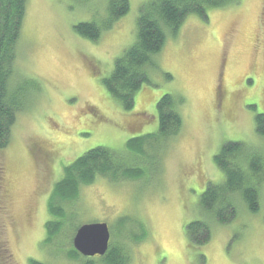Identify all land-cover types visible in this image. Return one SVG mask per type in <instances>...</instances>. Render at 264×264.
Wrapping results in <instances>:
<instances>
[{
  "label": "rangeland",
  "instance_id": "374dc122",
  "mask_svg": "<svg viewBox=\"0 0 264 264\" xmlns=\"http://www.w3.org/2000/svg\"><path fill=\"white\" fill-rule=\"evenodd\" d=\"M146 1L129 0V12L91 41L74 27L108 23V0H28L16 69L37 87L0 150V264H86L89 258L69 252L76 230L98 222L128 252L127 264H264V182L259 210L240 203L226 224L201 206L208 184L224 180L214 161L223 144L241 141L264 157V136L255 130L264 113V0L211 8L207 18L188 15L168 33L126 110L103 80L135 42ZM165 94L184 99L181 131L147 140L142 154L127 152L130 138L158 131L157 103ZM96 147L122 154L142 176L98 175L76 199L55 201L64 226L44 243L55 184ZM198 220L210 223L212 235L192 245L186 226ZM99 259L91 263L104 264Z\"/></svg>",
  "mask_w": 264,
  "mask_h": 264
},
{
  "label": "trees",
  "instance_id": "16d2710c",
  "mask_svg": "<svg viewBox=\"0 0 264 264\" xmlns=\"http://www.w3.org/2000/svg\"><path fill=\"white\" fill-rule=\"evenodd\" d=\"M235 2L239 0L144 2L137 18L135 42L117 58L112 74L103 80L110 95L116 98L124 109H133L137 91L148 80L146 67L153 65L156 54L166 43L168 33L176 34L190 14L207 18L209 9L225 7ZM27 7L28 0H0V150L9 145L17 117L21 111L27 109L31 87H37L34 80L22 76L16 69ZM106 10L109 15L108 23L81 22L74 27L75 32L85 39L98 41L104 30L110 29L118 19L129 12V0H108ZM183 102L184 99L180 96L163 95L157 103L158 131L130 138L126 143L127 152L142 154L145 143L154 136H177L183 125L179 112V106ZM255 130L264 136V113L256 115ZM214 161L223 173L224 180L208 184L201 195L202 208L212 213L220 224H226L237 216L240 203L248 207L249 211L257 212L260 208V187L264 182V157L260 149L250 148L241 141H228L214 156ZM142 174L141 166L127 165L122 154L105 147L90 149L75 159L65 167V176L54 186L52 200H55L49 204V212L53 218L46 224L47 235L44 243H50L64 226L63 208L55 201L76 199L81 186L92 183L98 175L113 179H137ZM185 232L192 245H202L208 242L212 235L210 223L206 220L188 223ZM119 247H115L111 239L108 251L104 256H99V260L104 264H127L130 261L128 252H123L125 249ZM69 256L71 259L83 257L74 247ZM91 259L89 258L86 264H92ZM29 264L45 263L31 258Z\"/></svg>",
  "mask_w": 264,
  "mask_h": 264
},
{
  "label": "water",
  "instance_id": "95a60500",
  "mask_svg": "<svg viewBox=\"0 0 264 264\" xmlns=\"http://www.w3.org/2000/svg\"><path fill=\"white\" fill-rule=\"evenodd\" d=\"M111 231L107 223L81 225L73 238L74 248L84 257L104 256L109 249Z\"/></svg>",
  "mask_w": 264,
  "mask_h": 264
}]
</instances>
